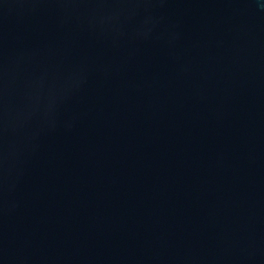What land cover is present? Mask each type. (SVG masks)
Segmentation results:
<instances>
[{
    "label": "water",
    "instance_id": "95a60500",
    "mask_svg": "<svg viewBox=\"0 0 264 264\" xmlns=\"http://www.w3.org/2000/svg\"><path fill=\"white\" fill-rule=\"evenodd\" d=\"M0 264H264V0H0Z\"/></svg>",
    "mask_w": 264,
    "mask_h": 264
}]
</instances>
